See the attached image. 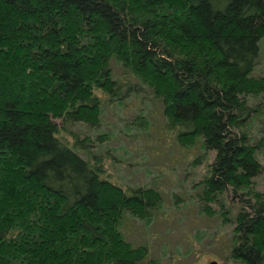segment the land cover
I'll return each instance as SVG.
<instances>
[{
	"label": "trees",
	"instance_id": "1",
	"mask_svg": "<svg viewBox=\"0 0 264 264\" xmlns=\"http://www.w3.org/2000/svg\"><path fill=\"white\" fill-rule=\"evenodd\" d=\"M263 47L264 0H0V264H158L120 224L159 191L111 181L106 134L71 129L143 86L179 147L213 152L197 197L235 210L228 259L264 264Z\"/></svg>",
	"mask_w": 264,
	"mask_h": 264
},
{
	"label": "rangeland",
	"instance_id": "2",
	"mask_svg": "<svg viewBox=\"0 0 264 264\" xmlns=\"http://www.w3.org/2000/svg\"><path fill=\"white\" fill-rule=\"evenodd\" d=\"M264 67V47L260 58ZM143 96L125 97L121 103L102 105L100 123L94 128L74 124L80 137L106 134L100 145L114 157L104 158L108 178L123 186H152L160 193V205L146 218L125 214L120 229L132 245H146L158 264H232L228 259L235 210L228 205L223 221L217 207L206 213L197 197V182L208 173L212 151L195 143L187 151L179 147L164 128L159 100L148 87ZM264 103V97L261 98ZM264 120V104L249 124L258 137ZM99 153V152H97ZM264 165V149L259 154ZM199 158V159H197ZM255 189L264 192V172L254 179Z\"/></svg>",
	"mask_w": 264,
	"mask_h": 264
},
{
	"label": "water",
	"instance_id": "3",
	"mask_svg": "<svg viewBox=\"0 0 264 264\" xmlns=\"http://www.w3.org/2000/svg\"><path fill=\"white\" fill-rule=\"evenodd\" d=\"M204 264H218V262L215 259H211L208 262L204 263Z\"/></svg>",
	"mask_w": 264,
	"mask_h": 264
}]
</instances>
